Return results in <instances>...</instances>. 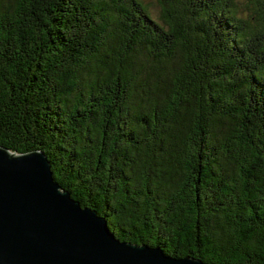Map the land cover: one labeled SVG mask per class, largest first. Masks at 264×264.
I'll list each match as a JSON object with an SVG mask.
<instances>
[{
	"label": "trees",
	"instance_id": "obj_1",
	"mask_svg": "<svg viewBox=\"0 0 264 264\" xmlns=\"http://www.w3.org/2000/svg\"><path fill=\"white\" fill-rule=\"evenodd\" d=\"M0 0V145L39 150L116 238L264 264V0Z\"/></svg>",
	"mask_w": 264,
	"mask_h": 264
},
{
	"label": "water",
	"instance_id": "obj_2",
	"mask_svg": "<svg viewBox=\"0 0 264 264\" xmlns=\"http://www.w3.org/2000/svg\"><path fill=\"white\" fill-rule=\"evenodd\" d=\"M0 264H208L121 241L54 180L39 150L0 145Z\"/></svg>",
	"mask_w": 264,
	"mask_h": 264
},
{
	"label": "rangeland",
	"instance_id": "obj_3",
	"mask_svg": "<svg viewBox=\"0 0 264 264\" xmlns=\"http://www.w3.org/2000/svg\"><path fill=\"white\" fill-rule=\"evenodd\" d=\"M144 4L148 7L149 11L151 12V15L156 19L160 20V8L162 7V1L163 0H142ZM247 2L248 0H234V3L237 4V7H239L238 16H241V18H247V14L249 12L247 11Z\"/></svg>",
	"mask_w": 264,
	"mask_h": 264
}]
</instances>
